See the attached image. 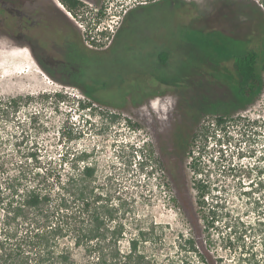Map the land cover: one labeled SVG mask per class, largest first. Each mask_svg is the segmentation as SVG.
<instances>
[{"label":"rangeland","instance_id":"374dc122","mask_svg":"<svg viewBox=\"0 0 264 264\" xmlns=\"http://www.w3.org/2000/svg\"><path fill=\"white\" fill-rule=\"evenodd\" d=\"M82 1L72 16L54 0H0V97L20 96L0 127V176L64 174L71 162L60 156L85 151L98 203H122L124 254L137 238L121 264H264V70L259 96L237 109L228 58L246 48L262 57L263 1ZM154 100L168 104L164 123L150 121ZM179 125L193 134L187 150ZM199 178L213 189L203 207ZM74 257L86 259L80 248Z\"/></svg>","mask_w":264,"mask_h":264},{"label":"trees","instance_id":"16d2710c","mask_svg":"<svg viewBox=\"0 0 264 264\" xmlns=\"http://www.w3.org/2000/svg\"><path fill=\"white\" fill-rule=\"evenodd\" d=\"M58 1L72 16H77V12L85 7L82 0ZM255 12L259 15L258 39L262 41L264 12L258 7ZM101 13L98 10L97 14ZM100 33L106 32L100 30ZM161 55L159 60L164 65L167 56L164 52ZM233 59L238 75L234 91L239 99L233 107L241 109L251 104L262 90L264 47L262 57L255 49L246 48ZM84 92L92 95L86 89ZM19 105L20 96L0 97V127L12 118ZM230 107H221L222 113L216 117L218 127L230 117ZM208 110L214 111V108H203V111ZM177 129L175 143L178 148L187 150L193 134L180 125ZM204 134L209 136L207 132ZM60 157L62 162H71L64 174L56 168H47L32 174H21L20 171L14 177L0 176V264H121L122 260L133 255L137 247L135 236L129 240L128 253L124 254L119 247L124 236V222L120 216L122 203H98L101 198L93 184L95 166L87 161V152H65ZM189 163L196 171H202L196 160ZM195 185L197 203L201 207L206 206L205 199L213 190L212 184L208 179L199 178ZM256 189H264V184L259 182ZM217 204L218 201L212 205L210 215L203 216L208 228L219 217L215 208ZM261 231L260 257L264 261V229ZM79 248L85 253V261L78 262L74 257L75 250ZM135 261L140 263L139 259Z\"/></svg>","mask_w":264,"mask_h":264},{"label":"bare ground","instance_id":"6f19581e","mask_svg":"<svg viewBox=\"0 0 264 264\" xmlns=\"http://www.w3.org/2000/svg\"><path fill=\"white\" fill-rule=\"evenodd\" d=\"M54 1L60 7H63L60 2H58L57 0H54ZM10 52H11V54H17L19 51L13 50V51H10ZM38 71H40V70L38 69ZM151 107H152V110H153L152 113H149L151 123H154V122H157V121L160 122V123H164L168 119L167 115L169 113V107H168L167 103L163 102V104H161L160 101H155L154 100L151 103ZM154 114H159L161 116L164 114V116H162V118L160 117V119H159V117L156 118L154 116Z\"/></svg>","mask_w":264,"mask_h":264},{"label":"flooded vegetation","instance_id":"af4514ba","mask_svg":"<svg viewBox=\"0 0 264 264\" xmlns=\"http://www.w3.org/2000/svg\"><path fill=\"white\" fill-rule=\"evenodd\" d=\"M55 5H56V2H55ZM61 14L64 16L65 15V12H62L61 10ZM229 34V33H228ZM231 35V34H230ZM240 52V50H234V52H232L228 58L231 59V75H232V78L234 77L236 80L238 79V75L236 73V70H235V67H234V56L237 55L238 53ZM199 109V108H197ZM198 114H203V111L199 112Z\"/></svg>","mask_w":264,"mask_h":264},{"label":"clouds","instance_id":"9594fccd","mask_svg":"<svg viewBox=\"0 0 264 264\" xmlns=\"http://www.w3.org/2000/svg\"><path fill=\"white\" fill-rule=\"evenodd\" d=\"M97 28H99V27H97ZM103 29V28H102ZM102 29H99V30H101L102 31ZM104 30H106V27H104Z\"/></svg>","mask_w":264,"mask_h":264},{"label":"water","instance_id":"95a60500","mask_svg":"<svg viewBox=\"0 0 264 264\" xmlns=\"http://www.w3.org/2000/svg\"><path fill=\"white\" fill-rule=\"evenodd\" d=\"M58 1V0H57ZM59 2V1H58ZM57 4V3H56ZM58 5V4H57ZM59 6V5H58ZM60 7V6H59Z\"/></svg>","mask_w":264,"mask_h":264},{"label":"built area","instance_id":"2783aa9c","mask_svg":"<svg viewBox=\"0 0 264 264\" xmlns=\"http://www.w3.org/2000/svg\"><path fill=\"white\" fill-rule=\"evenodd\" d=\"M79 26H81V24H78Z\"/></svg>","mask_w":264,"mask_h":264},{"label":"crops","instance_id":"0c3cea01","mask_svg":"<svg viewBox=\"0 0 264 264\" xmlns=\"http://www.w3.org/2000/svg\"><path fill=\"white\" fill-rule=\"evenodd\" d=\"M67 13H69V12H67Z\"/></svg>","mask_w":264,"mask_h":264}]
</instances>
